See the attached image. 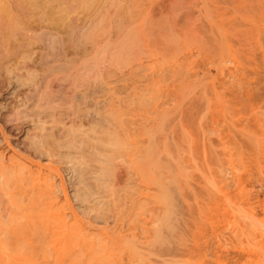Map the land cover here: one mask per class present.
<instances>
[{
  "label": "rangeland",
  "instance_id": "374dc122",
  "mask_svg": "<svg viewBox=\"0 0 264 264\" xmlns=\"http://www.w3.org/2000/svg\"><path fill=\"white\" fill-rule=\"evenodd\" d=\"M68 133L83 140L74 149L59 144ZM35 134L60 152L35 153L48 146ZM142 146L144 164L116 186ZM0 159L55 170L60 212L83 218L63 231L50 215V264H264V0H0ZM77 189L102 201L88 218ZM118 191L130 245H113L104 223ZM20 216L24 236L35 223ZM88 237L109 245L95 251Z\"/></svg>",
  "mask_w": 264,
  "mask_h": 264
},
{
  "label": "bare ground",
  "instance_id": "6f19581e",
  "mask_svg": "<svg viewBox=\"0 0 264 264\" xmlns=\"http://www.w3.org/2000/svg\"><path fill=\"white\" fill-rule=\"evenodd\" d=\"M115 110V109H114ZM118 111L121 113V110H119L118 109ZM118 111H117V114H119L118 115V117L120 116V113H118ZM111 114V116L112 115H115V116H117V114H116V111L115 112H112V111H110V112H108V114ZM115 113V114H114ZM103 115V114H102ZM107 116V115H106ZM115 116H113V117H115ZM108 117V116H107ZM103 118H105V115H104V117ZM111 118V117H110ZM117 117H115L114 118V120H113V118H111L113 121H115V119H116ZM103 120V119H102ZM107 120V122L109 121V125L111 124V126L110 127H112L113 125H112V123L113 122H111L109 119H107V118H105V121ZM104 121V120H103ZM107 122L105 123V124H107ZM43 124V123H42ZM41 124V125H42ZM45 125V124H44ZM108 126V125H107ZM44 126H38V128H40V134H42L43 132H42V130H44V129H41V128H43ZM65 127V126H64ZM109 127V129H111V130H108V129H106V130H108V131H110V133H108L107 131H106V133H108V134H111L112 132H113V130L114 129H112V128H110ZM114 127V126H113ZM37 128V129H38ZM45 128V127H44ZM70 130V129H69ZM78 130H80V129H78ZM82 130V129H81ZM103 130V129H102ZM47 131V130H46ZM104 131H105V129H104ZM112 131V132H111ZM39 132V131H38ZM44 132H45V130H44ZM67 132V131H66ZM70 132V131H69ZM72 133H74V131L72 132ZM77 133H79V132H77ZM84 133V132H83ZM105 133V132H104ZM104 133L102 132L101 134L104 136ZM105 133V136L104 137H108L109 139H110V137H114L115 135H116V132L114 133L113 132V134H115L114 136H112L113 134H111V136L109 135L108 136V134H106ZM39 134V135H40ZM44 134V133H43ZM42 134V135H43ZM118 134V133H117ZM41 135V136H42ZM69 133L68 134H65V136H63L64 138H61V142H59V144H63L64 143V145H67V149H68V145L70 144V145H72V141L70 142V138H71V136L69 137ZM78 135V134H77ZM107 135V136H106ZM119 135V134H118ZM35 136H36V134H35ZM38 136V135H37ZM37 136H36V139H35V137H34V139H35V143H37L38 142V140L39 139H41V142H43V144H47V143H49V139H48V137L46 136V135H43V137H45V139L47 138L48 139V142L46 143V140H45V143H44V139L42 140V138L41 137H39L38 138V140H37ZM48 136H49V134H48ZM66 136H68V137H66ZM74 136H76V135H74ZM74 136L72 135V138L74 139ZM61 137V136H60ZM66 137V138H65ZM79 137H81L80 135H79ZM116 137V136H115ZM114 137V138H115ZM119 137V136H118ZM117 137V138H118ZM125 138H127V139H129L130 137L129 136H124ZM55 138V137H54ZM57 138V137H56ZM70 139V140H68V139ZM77 138V137H76ZM108 138H104V140H107ZM111 138V139H112ZM116 138V139H117ZM80 139V138H79ZM109 139H108V142L109 143H106L105 141H102V143H101V146H102V144H106L109 148L110 147H112L113 145H112V143L110 144V142H112V140H110L109 141ZM36 140H37V142H36ZM57 141H58V138L56 139ZM63 140H65V141H63ZM75 140V139H74ZM115 140V139H114ZM55 141V140H54ZM57 141H55L54 143H53V145L54 144H56V142ZM80 142V141H83V140H75V142L73 141V145L71 146V147H69V149L70 148H72L73 147V149H74V147L76 148V144L78 143V142ZM135 141V140H134ZM77 142V143H76ZM85 142V141H84ZM101 142V141H100ZM133 142V141H132ZM132 142H130V144H131V146H132V144H134V143H132ZM142 142V141H141ZM39 143V142H38ZM38 143H37V145H38ZM74 143H76V144H74ZM143 143V142H142ZM41 143H39V145L38 146H36L35 147V149L33 150V151H36V148H37V150H39V151H36L35 153H38L39 152V154L38 155H42V157L44 156V157H47L49 160H50V158L52 159L53 158V156H52V154L51 153H53V151L54 150H56L58 147H59V144H58V142H57V146H53V145H49V144H47L48 146L47 147H45V146H42V144L40 145ZM81 145H82V143H80ZM80 144H78L79 145V149L82 151V148L80 147L81 145ZM129 144V145H130ZM135 144H136V142H135ZM135 144L133 145V146H135ZM69 145V146H70ZM75 145V146H74ZM77 145V146H78ZM110 145V146H109ZM142 145V144H141ZM39 146H41V147H39ZM51 146V147H50ZM53 146V147H52ZM63 146V145H62ZM83 146V145H82ZM96 146V145H95ZM105 146V145H104ZM130 146V147H131ZM97 147H99V146H97ZM97 147H95V148H97ZM138 147H141V146H138ZM144 146H142V148L140 149V148H138L140 151L139 152H136L137 150H134L133 151V154H128L127 155V153H131L130 152V150L131 149H134V147L132 148L131 147V149L128 151V152H126V155H127V157L125 158V159H127V161H126V168H125V170H124V168H123V170L122 171H124V173H120L118 170V172L120 173L119 175L117 174L116 176H114V175H112V177L110 176V178H113V180H112V182L114 181H116L115 182V185L116 186H120V187H123V185H125V183H127V179L129 178V174H130V169H132L133 170V168L135 167L136 168V166L138 167V165H143L144 164V158H145V148H143ZM50 148L52 149V152L50 151ZM77 148V149H78ZM128 148V147H127ZM135 148H136V146H135ZM59 149H60V147H59ZM62 149H64V146H63V148ZM77 149H75L76 150V152H78L79 151V149H78V151H77ZM101 150V153H102V155H105V157L104 158H106V160H108L107 158H108V156L107 155H109V154H106L105 152L107 151V149H106V147H104V149H103V151H102V148H100ZM106 149V150H105ZM58 150V149H57ZM66 150V149H65ZM96 150V149H95ZM95 150H93L92 151V155L94 156V153L96 152ZM98 150V149H97ZM104 150H105V152H104ZM128 150V149H127ZM59 152H60V150H58ZM74 151V150H73ZM112 151H114V150H109V153L110 154H113L112 153ZM132 151V150H131ZM57 152V151H56ZM56 152H55V154H53L54 156L56 155ZM75 152V151H74ZM94 152V153H93ZM58 153V152H57ZM64 153V152H63ZM67 153V156L69 155V152H66ZM65 153V154H66ZM70 153H71V151H70ZM80 153V152H79ZM89 153V152H88ZM105 153V154H104ZM73 154V153H72ZM76 154V153H75ZM81 154V153H80ZM100 155V153H97V155ZM37 155V156H38ZM60 155H62V154H60L59 153V156ZM64 155V154H63ZM98 155V158H97V162H100V161H98V160H102V159H104V158H101L100 159V156ZM115 155V154H114ZM125 155V156H126ZM39 156V157H40ZM65 157H66V155H64ZM63 156V157H64ZM113 156V155H112ZM41 157V158H42ZM64 157V158H65ZM68 157H70V156H68ZM95 157V156H94ZM101 157H103V156H101ZM114 157V156H113ZM55 158V157H54ZM60 158V157H59ZM59 158H58V160H59ZM63 158V159H64ZM75 158V157H74ZM110 158H112L111 157V155H110ZM115 158V157H114ZM113 158V159H114ZM62 159V162L64 161V162H66L65 160H67V157L63 160ZM94 159V158H93ZM96 159V158H95ZM60 160H61V158H60ZM59 160V161H60ZM73 160V166L74 167H76V165H74V159H72ZM76 160H78V159H76ZM75 160V161H76ZM110 160V159H109ZM105 161V160H104ZM112 161V160H111ZM110 161V162H111ZM68 162V161H67ZM66 162V164H68ZM70 162V161H69ZM109 164H111L109 161H107ZM106 162V163H107ZM21 162H15L14 164H9V165H6L4 162H2V160L0 159V177L1 178H4L5 180L4 181H2V182H4V183H2L3 185H2V190H3V192H2V190L0 189V197H4L5 195L8 197V198H6V200L4 201L5 203H7L8 204V202H6L7 201V199L9 200V203H11V204H9V206H13V209L14 210H12V212H10V213H12V215L14 216L13 218L12 217H10L9 218V221H3V220H1V218H0V264H50V247H49V245H50V219H52L51 217L53 216V218L55 219H53L54 221L52 222V223H54V224H56L57 222V224L56 225H58L59 226V228L60 229H62L63 231H65L66 229H67V227L69 226H74V227H77L78 225H80L82 222L84 223V221H83V218L82 217H80L81 219H79V218H75L74 217V219H72V220H70V221H72L71 223H70V221L68 222L66 219H67V217H64V216H66V215H64L63 214V212L61 213L60 212V210H62L61 208H63L62 206H63V204H65V203H68L67 202V200L66 201H64V202H62L61 203V200H60V198H59V195H58V186H57V182H55V178L54 177H56L55 176V174H53V173H55L54 171H53V169L51 168H49L47 171H44V169H43V167L44 166H42V165H39V163H38V165H36L35 167H34V169H32V168H28V167H26L25 165H23V163L22 164H20ZM35 164H37V163H35ZM34 165V164H33ZM64 165V164H63ZM69 165H71V164H69ZM69 165H67V166H69ZM101 165V164H100ZM95 166V165H94ZM106 166V165H105ZM110 166V165H109ZM74 167H72V165H71V167H70V169H71V171H72V169H74V171H75V168ZM69 168V167H68ZM77 168V167H76ZM98 169H100L99 167H97ZM95 169V168H94ZM52 170V171H51ZM78 170V169H77ZM76 170V171H77ZM80 170V169H79ZM112 170V169H111ZM76 171L74 172V173H76ZM94 171V174H95V170H93ZM92 171V172H93ZM97 171V170H96ZM116 171V172H117ZM121 171V172H122ZM91 172V171H90ZM73 173V172H72ZM81 174V172H77V174ZM97 173H98V171H97ZM99 173H101V172H99ZM112 173V172H111ZM110 173V174H111ZM93 174V173H92ZM93 174V175H94ZM114 174V173H113ZM121 174H124V175H121ZM57 175H58V173H57ZM74 175V174H73ZM98 175H102V174H98ZM109 175V174H108ZM78 176H80V175H78ZM81 177V176H80ZM79 177V178H80ZM92 177V176H91ZM94 177V176H93ZM96 177V176H95ZM93 178V180H95V179H97V178ZM99 177L101 178V176H98V179H97V181H98V183H99V181H100V183H101V181H102V178L104 177V174L102 175V178H101V180H99ZM78 178V177H77ZM76 178V179H77ZM81 178H83V176L81 177ZM105 178L106 179H108L109 180V178L108 177H104V179L103 180H105ZM115 179V180H114ZM7 180V181H6ZM79 180V179H78ZM77 180V181H78ZM85 180H86V178H85ZM92 180V179H91ZM107 180V181H108ZM5 181L7 182L6 184H5ZM87 181V180H86ZM86 181H83V182H85V184L87 183ZM110 181V180H109ZM79 182H80V180H79ZM83 182H81L80 184H83ZM90 182V181H89ZM96 182V181H95ZM103 182H105L106 183V181H103ZM102 182V183H103ZM113 182V183H114ZM94 183V182H93ZM97 184V185H100L101 186V184ZM1 184V183H0ZM84 185V184H83ZM95 185V184H94ZM106 185H107V183H106ZM113 186L114 188L116 187V186ZM77 186H78V182H77ZM82 186V185H81ZM104 186V185H103ZM10 187V188H12V191H11V193H7V191H8V188ZM60 187V186H59ZM62 187V189H63V186H61ZM86 187V186H85ZM85 187H83V189H85ZM99 187V186H98ZM26 188H28V190L30 191V194H29V192L28 191H26L25 189ZM79 188V187H78ZM88 188V187H87ZM97 188V187H96ZM6 189V190H5ZM102 189V188H101ZM119 189V188H118ZM117 189V190H118ZM121 189V188H120ZM119 189V190H120ZM5 190V191H4ZM78 190V189H77ZM80 190V189H79ZM77 191V192H79V196L78 195H76L75 194V196L76 197H78L79 198V200L81 201V202H83V204H84V202H85V205H86V203H88L89 204V193H88V198H86V195H84V194H81L80 193V191ZM87 190H89V188L87 189ZM92 190H94V189H92ZM114 190V189H113ZM116 190V188H115V191H117ZM26 193H25V192ZM60 191V190H59ZM84 191V190H83ZM86 191V190H85ZM4 192L6 193L5 195H4ZM8 192H10V191H8ZM93 192V191H92ZM119 192V191H118ZM118 192H116V193H118ZM100 193V192H99ZM1 194H3L2 196H1ZM26 194H28V195H26ZM86 194V193H85ZM95 194V193H94ZM93 194V195H94ZM25 195H26V199H25ZM116 195H121L120 194V192H119V194H115V196H114V194L112 195V198H113V200L112 201H110L111 202V205H110V207H112V213L110 212V210H111V208L110 207H108L109 208V210H107V213H108V211H109V217H108V215L107 214H105V215H107V217H105L106 218V220L104 221V223L105 224H108V225H106V227H108V228H106V230H108V229H110V231H112V229L114 230V231H112V235H111V237L112 236H114V238H115V240H113L112 238H109L110 240L112 239L113 241H112V243H113V245H116V242H117V244L119 243H121L122 245H125V244H128L129 242H127V240L130 238V233H131V228H130V222L128 221V215L127 216H125L124 218H122V219H120V218H118V216H119V214H120V212L121 211H123V209H121V208H124L125 207V203H123V201L121 202V200H122V198H123V196H122V198H121V196L118 198V199H120L118 202H121V203H117V200L118 199H116L117 197H116ZM65 196V195H64ZM2 197V198H3ZM22 198H24V199H22ZM22 199V200H21ZM65 199H66V197H65ZM78 200V199H77ZM116 200V201H115ZM123 200H124V198H123ZM125 200H126V198H125ZM124 200V201H125ZM114 201H115V203H114ZM2 202V201H1ZM1 202H0V204H1ZM3 202V203H4ZM98 202V201H97ZM101 202V203H100ZM113 202V203H112ZM2 203V204H3ZM94 203L96 204V202L94 201V202H92V204H87V206H85L83 209L85 210V212L87 213V212H89V214L87 215L86 213H84V214H86L84 217H86V218H88V216L90 215V211L92 212V210H94V211H96L95 209V205H94ZM99 203H100V205L102 204V201H99ZM99 203H97L98 205H99ZM108 203H109V201H108ZM82 204V203H81ZM96 204V205H97ZM110 204V203H109ZM108 204V205H109ZM117 204V205H116ZM6 205V204H5ZM91 205H93L94 206V208H92L91 207ZM99 205V206H100ZM103 205H104V203H103ZM1 206V205H0ZM7 206V205H6ZM6 206H5V208H6ZM66 206H67V204H66ZM64 207L65 209H67V207ZM83 207V206H82ZM63 208V209H64ZM91 208H92V210H91ZM121 209V210H120ZM6 211L8 210L9 211V209H5ZM10 210H11V208H10ZM54 210V211H53ZM86 210H90V211H86ZM4 211V210H3ZM6 211H4V215H5V212ZM7 211V212H8ZM16 211V212H15ZM25 212L26 214H27V217L28 218H32V219H30V220H32V223H29L28 225H29V227H31L32 225H33V223H35V225H33V227H31V230H30V228H29V234H27V235H24L23 236V234L19 231V226H20V223H21V220H24L25 218H21V212ZM53 211V212H52ZM66 211V210H65ZM120 211V212H119ZM2 212V211H1ZM6 212V213H7ZM20 212V213H19ZM51 212V213H50ZM14 213V214H13ZM54 213V215H52ZM83 213V212H82ZM3 213H0V215H2ZM104 214V213H103ZM8 215V214H7ZM50 215H52L51 217H50ZM83 215V214H82ZM74 216V215H73ZM91 216V215H90ZM0 217H3V216H0ZM7 217V216H6ZM77 217H78V215H77ZM99 217H101V216H99ZM8 218V217H7ZM57 218V219H56ZM84 219V220H86L85 222L87 223H85L87 226H89L90 228H94V229H96V230H99V228L97 229L96 227H94L95 225H94V223L92 222H89V220L91 219ZM34 219H35V221L36 220H38V222L40 223L39 225H38V222L36 223V222H33L34 221ZM25 221H26V219H25ZM48 221V222H47ZM94 221V220H93ZM96 221V220H95ZM119 221H120V223H119ZM29 222V221H28ZM22 224V223H21ZM32 224V225H31ZM45 224H47V226L45 225ZM85 224L84 225H82V226H85ZM93 224V225H92ZM110 224H112L113 225V227H112V229L111 228H109V225ZM46 226V228H45V226ZM140 233L143 235V233L142 232H144L145 231V229H146V217H145V215H144V213H143V216H142V219H141V221H140ZM20 227H22V225L20 226ZM79 227V226H78ZM81 227V226H80ZM105 227V226H104ZM104 227H103V229H104ZM85 228V227H84ZM87 229V228H86ZM101 230V229H100ZM146 232V231H145ZM145 232H144V238H145ZM104 235V234H103ZM142 235H140L141 237H142V240L140 239V238H138L139 240V242H137V243H139V246L138 247H140L141 248V250H139V251H144L145 250V248H146V239H144L143 238V236ZM91 236V235H90ZM107 237H109L108 235H107ZM27 238H31V239H27ZM90 237H88V239H89ZM93 238V237H92ZM105 238H106V236H105ZM91 239V238H90ZM90 239H89V241H90ZM48 240V241H47ZM96 240V239H95ZM95 240H92V241H90V242H87V240H86V245L88 244V246L90 247V245H91V248L93 249V250H95V251H97V250H102V248H104V247H102V245L104 244V242H105V245H109V242L107 243V241H103V240H101V242L103 241V243H98L97 244V242H98V240H96V243H95ZM26 241H28V243L27 244H25L26 243ZM85 241V240H84ZM94 241V242H93ZM130 241V240H129ZM78 244V243H77ZM77 244H75V247H76V245ZM120 244V245H121ZM104 245V246H105ZM129 245H130V243H129ZM132 245V244H131ZM137 245V244H136ZM78 246V245H77ZM133 246H135V244H133ZM136 248H137V246H135ZM135 247H133V248H135ZM106 248V247H105ZM123 248H124V246H123ZM125 248H126V246H125ZM131 248V247H130ZM129 248V249H130ZM107 249V248H106ZM139 249V248H138ZM255 249H256V247H255ZM135 250V249H134ZM136 252L138 253V251L136 250ZM132 259V258H131ZM129 263H131L132 261L130 260V258H129Z\"/></svg>",
  "mask_w": 264,
  "mask_h": 264
}]
</instances>
